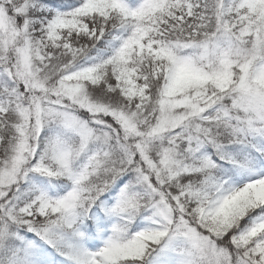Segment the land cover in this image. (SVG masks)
Masks as SVG:
<instances>
[{"label":"snow or ice","instance_id":"6c2138e0","mask_svg":"<svg viewBox=\"0 0 264 264\" xmlns=\"http://www.w3.org/2000/svg\"><path fill=\"white\" fill-rule=\"evenodd\" d=\"M0 264H264V0H0Z\"/></svg>","mask_w":264,"mask_h":264}]
</instances>
